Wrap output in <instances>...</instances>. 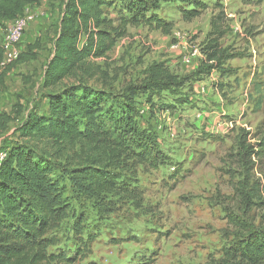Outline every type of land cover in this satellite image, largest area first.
I'll use <instances>...</instances> for the list:
<instances>
[{"label": "rangeland", "instance_id": "rangeland-1", "mask_svg": "<svg viewBox=\"0 0 264 264\" xmlns=\"http://www.w3.org/2000/svg\"><path fill=\"white\" fill-rule=\"evenodd\" d=\"M109 1L112 7L104 12L117 25L119 4ZM199 1L204 8L191 20L183 18L178 5L161 7L157 13L169 33L127 26L104 57L92 60L95 75L87 87L115 95L129 85L140 86L153 64L178 79L190 77L182 87L140 92L135 98L136 121L156 134L163 156L155 167L124 159L111 169L127 192L116 186L87 193L73 170L94 157L89 146H37L53 164L62 206L57 223L46 231L54 241L47 250L73 258L70 264H242L224 255L233 233L227 215L238 213L232 190L241 173L234 158L236 135L239 129L253 134L264 121V0ZM63 2L40 0L32 9L34 21L19 47L23 52L28 44L37 45L32 50L37 58L11 69L0 88V114L12 119L0 134V154L24 142L16 131L30 112L48 115V93L77 84V78L67 77L53 88L42 87ZM218 5L228 27L220 45L231 59L219 71L193 76L205 66L200 49ZM252 161L251 182L259 184L261 194L249 216L264 225V160Z\"/></svg>", "mask_w": 264, "mask_h": 264}, {"label": "trees", "instance_id": "trees-1", "mask_svg": "<svg viewBox=\"0 0 264 264\" xmlns=\"http://www.w3.org/2000/svg\"><path fill=\"white\" fill-rule=\"evenodd\" d=\"M117 1V25L104 12L112 7L109 0L63 2L64 11L53 41L52 57L43 71L42 87L53 88L67 77L77 78V84L64 85L61 91L48 93V115L30 112L16 131L24 142L11 145L0 161V264L73 262V258L47 250L54 241L46 237V231L57 223L62 206L53 164L37 149L39 144L66 146L83 142L89 146L94 157L90 156V161L73 173L80 181V190L93 194L111 191L116 186L127 192L126 183L117 182V175L111 169L124 159L136 160L148 167H155L163 159L156 134L140 127L136 121L139 110L135 98L140 92L182 87L190 77L178 79L162 64H153L140 86L129 85L115 95L87 87V81L95 75L92 60L104 57L116 40L126 35L127 26L143 25L169 33L170 26L157 13L162 6L178 5L186 20L196 18L204 7L199 0ZM39 4L40 0H0V43L1 32L7 25L21 17L26 9ZM216 10L200 49L205 66L198 67L193 76L219 71L231 59L220 45L228 31L227 19L221 6ZM35 48L37 45L28 44L14 63L0 71V88L11 69L36 60V54L32 53ZM2 54L0 45V60ZM259 91L258 87L253 89L260 98ZM11 121L9 115L0 114V134ZM235 147V162L241 169L239 180L232 184L238 213L227 215L233 233L224 255L242 264H264V225L254 224L249 216L254 200L261 194L259 184L251 180L252 159L257 163L264 160V121L253 134L239 129ZM83 221L80 219V223ZM80 223L78 228L82 234Z\"/></svg>", "mask_w": 264, "mask_h": 264}, {"label": "built area", "instance_id": "built-area-1", "mask_svg": "<svg viewBox=\"0 0 264 264\" xmlns=\"http://www.w3.org/2000/svg\"><path fill=\"white\" fill-rule=\"evenodd\" d=\"M34 13L32 9H26L21 17L13 20L2 30L0 45L3 54L0 60V71L18 59L20 41L28 25L34 21ZM3 158L4 154H0V161Z\"/></svg>", "mask_w": 264, "mask_h": 264}, {"label": "crops", "instance_id": "crops-1", "mask_svg": "<svg viewBox=\"0 0 264 264\" xmlns=\"http://www.w3.org/2000/svg\"><path fill=\"white\" fill-rule=\"evenodd\" d=\"M20 48H21V49H20ZM20 48H19V50H20V52H22V47H20ZM7 74H8V73H7Z\"/></svg>", "mask_w": 264, "mask_h": 264}]
</instances>
